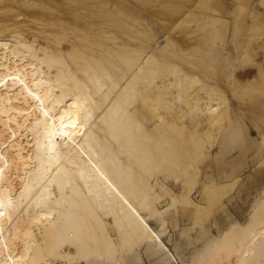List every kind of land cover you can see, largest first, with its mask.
Instances as JSON below:
<instances>
[{"label":"rangeland","instance_id":"rangeland-1","mask_svg":"<svg viewBox=\"0 0 264 264\" xmlns=\"http://www.w3.org/2000/svg\"><path fill=\"white\" fill-rule=\"evenodd\" d=\"M17 1L0 0V36L27 41L44 58H52L53 71L75 75L85 91L93 92V118L117 95L115 84L121 87L135 74V65L148 61L133 82L138 91L134 94L132 88L111 115L119 125L114 131L119 142L102 132L106 151L116 152L118 167L127 173L124 178L133 174L137 191V182L146 184L139 194L145 190L162 211L151 219L172 211L187 217V233L196 232L189 243L198 246L193 264L235 263L242 250H236L238 226L233 223L253 226L264 219V0ZM143 78L151 87L160 85L146 104L139 90ZM206 103L214 105L212 110ZM125 109H136L137 122L130 118L128 126ZM157 178L175 198L159 191ZM104 211L96 209L104 220L100 226L86 217L84 250L77 253L64 239L51 240L55 249L63 247L70 263L45 249L47 261L147 264L144 243L119 232ZM223 232L230 245L220 249ZM69 237L75 245L74 236ZM250 249V254L245 250L250 255L246 264H264V245L257 241Z\"/></svg>","mask_w":264,"mask_h":264},{"label":"bare ground","instance_id":"bare-ground-1","mask_svg":"<svg viewBox=\"0 0 264 264\" xmlns=\"http://www.w3.org/2000/svg\"><path fill=\"white\" fill-rule=\"evenodd\" d=\"M31 45L19 37L0 36V264H53L47 261L45 249L48 250L47 254L70 263L69 257L63 254V247L55 249L51 240L64 239L77 253L84 250L87 244L83 242L81 232L86 225V217L96 221L99 226L104 223L96 212L97 207L105 209V214L112 218L119 232H128L133 239L147 245L152 246L154 243L175 261V256L161 240L162 231L154 229L150 223L151 216H158L162 211L154 203L152 205L151 200L154 199L145 190L140 196L141 186L145 183L142 185L143 182L136 180L140 184L137 191L138 188L132 185L133 174H128L131 179L128 176L129 179L126 176L124 178L127 173L118 167L116 152L110 147L106 151L104 141L107 138L102 136L105 130L111 133L114 141L118 140L114 131L119 125L111 115L117 111L121 100L134 89L136 85L133 82L147 70L148 61L143 60L135 65V74L126 79L127 82L121 87L115 84L117 95L97 118H93V92L85 91L86 88L80 86L75 75L67 72L69 77H66L61 69L53 71L52 58H44ZM67 66L65 68L69 70ZM69 80L73 82L72 86L68 84ZM142 81L139 90L145 101L143 104H146L151 93L158 91L160 85L151 87L152 82H146L144 78ZM135 91L138 90L134 89V94ZM104 96L108 98L107 94ZM209 106L212 110L214 105ZM135 110H124L125 113L129 112L127 120L134 119ZM131 121L129 124L128 120V126ZM138 148L140 153L142 147ZM144 149L146 151L149 148ZM137 155L140 156L135 153ZM157 180L159 191L166 190L171 198H175V194L159 178ZM258 221L253 226L233 223L238 226L239 243L236 250H242L233 264H246L245 260L250 256L246 251L249 249L250 254V248L257 241L258 245H264V219L259 225ZM227 232L219 236L220 249L230 245L227 242L230 237H225ZM71 235L75 238V245L69 237ZM177 255L184 261L181 255Z\"/></svg>","mask_w":264,"mask_h":264},{"label":"crops","instance_id":"crops-1","mask_svg":"<svg viewBox=\"0 0 264 264\" xmlns=\"http://www.w3.org/2000/svg\"><path fill=\"white\" fill-rule=\"evenodd\" d=\"M166 201L164 206L169 204V201ZM164 206L160 209H163ZM162 220L164 221L163 227H161ZM150 223L154 229L162 231L161 240L175 256V261H172L164 252L158 251L154 243L152 246L144 243L142 249L145 248V251L149 252L147 257L145 256L147 264H154L158 260L166 264H193L196 262L194 252H198V246L197 244L192 246V243H189L195 239L196 232L187 233L189 227L187 217H177L172 211L168 215L164 213L162 218L151 219ZM177 254L181 255L184 261L180 260ZM144 258L143 261L145 262Z\"/></svg>","mask_w":264,"mask_h":264}]
</instances>
